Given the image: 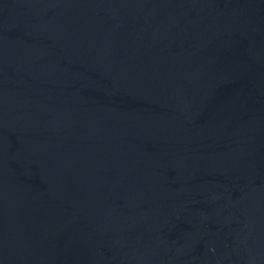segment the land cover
Listing matches in <instances>:
<instances>
[{"label":"water","instance_id":"obj_1","mask_svg":"<svg viewBox=\"0 0 264 264\" xmlns=\"http://www.w3.org/2000/svg\"><path fill=\"white\" fill-rule=\"evenodd\" d=\"M0 264H264V0H0Z\"/></svg>","mask_w":264,"mask_h":264}]
</instances>
